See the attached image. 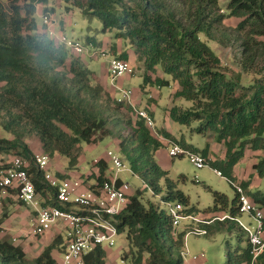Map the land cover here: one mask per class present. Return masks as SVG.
Instances as JSON below:
<instances>
[{
    "label": "trees",
    "instance_id": "obj_1",
    "mask_svg": "<svg viewBox=\"0 0 264 264\" xmlns=\"http://www.w3.org/2000/svg\"><path fill=\"white\" fill-rule=\"evenodd\" d=\"M49 1L0 0V127L13 137L0 138V154L33 162L35 154L27 139L36 137L45 154H58L68 159L70 169L77 168L82 143L96 145L112 135L111 124L122 126L128 119L132 134L127 139L120 135L119 147L133 173L146 182L154 196L162 195V204H181L184 213L195 215L190 198L178 190L156 160V153L166 144L131 106L114 99L94 80L81 56L70 51L75 56L70 58V52L48 36L45 26L38 25L35 17L39 6L43 8L41 17L55 13L54 8L48 9ZM63 1L79 9L84 18L98 19L103 33L129 43L146 68L143 90L145 86L169 87L171 81L178 85L174 98L194 105L187 110L174 105L170 118L184 126L200 122L197 133L210 131L217 143L226 147L223 160L210 162L224 177L235 181V167L245 159L248 149L264 152V0ZM229 18L240 20L237 27L225 24ZM201 35L224 47H232V42L240 44L242 72L237 77L230 78L223 71L220 58ZM87 42L96 45L93 39ZM110 53L129 61L130 54H120L116 43L110 46ZM250 72L259 79L244 83L243 74ZM124 109L133 112L134 121L123 114ZM158 136L184 145L163 129ZM188 147L210 158L209 144L203 150ZM109 164L107 157L99 159L88 178L100 185L109 177ZM254 168L264 178V158ZM32 173L38 191L47 188L44 172L34 169ZM240 184L253 203L264 209V192L250 193V182ZM213 195L211 213L230 215L234 220L221 221L223 216H216L200 227L207 229L209 236L222 233L225 224H231L229 234L238 227L237 244L228 246L225 264H251V245L237 222L242 216L239 196L236 193L230 202L226 195ZM142 197V190L132 194L118 217L119 233H127L136 250L131 251L130 264H185L182 249L187 232L175 235L167 210L151 201L144 203ZM1 233L0 228V264H60L53 256L60 237L37 258H31L22 246ZM106 258V251L97 249L85 256V264H106ZM256 264H264V252Z\"/></svg>",
    "mask_w": 264,
    "mask_h": 264
},
{
    "label": "rangeland",
    "instance_id": "obj_2",
    "mask_svg": "<svg viewBox=\"0 0 264 264\" xmlns=\"http://www.w3.org/2000/svg\"><path fill=\"white\" fill-rule=\"evenodd\" d=\"M225 2L226 1H222V4ZM47 6L48 9H55V13L53 16L56 20V30L60 31V29H62L63 33L69 40L78 41L84 45L88 43L87 41L89 38L96 41L95 47L99 55L96 57H92L89 53H86L82 56L84 63L88 66L89 69L93 71L94 80L98 83V80H102L104 81V83L106 82L107 87L105 89L112 95L114 99H118L119 101H122L123 103L132 107V105L124 99V96L120 92H118V90L115 88V85L116 87H122L130 90L131 96L135 94L141 97L142 102L138 107L140 109L145 108L146 102L149 100L151 94L153 93V90L151 89V91L150 89H147V93H141L140 87L143 84V76L146 75V68L144 63L138 61L137 56H135L133 48L129 45V43L123 42V46L126 51L131 52V58H129V61L135 68V74L133 76L121 78L116 82H112L108 66V60L110 59L111 55L106 58L102 56L100 52L103 50L109 51L110 46L113 43H115L116 41L122 43L121 40H115L113 34L103 33L102 24L98 19L89 20L87 18H84L79 9L72 8V6L66 4L63 0H50ZM68 7H70L71 10H68ZM42 14L43 8L42 6H39V14L35 17L39 26L42 25ZM239 22L240 20L237 18H229L225 21V24L228 27L235 28L237 27ZM201 38L220 58L223 66V71L227 73L230 78H235L237 77L239 72H242L239 60L241 59V50L240 44L238 42L237 44L232 42V47H224L219 42L208 39L205 35H201ZM68 52L70 51L68 50ZM121 53L122 52H120V54ZM69 55L70 58L75 57L71 54V52L69 53ZM116 57L119 58V55H116ZM159 75L163 77L161 70H159ZM167 78L171 80L170 76ZM256 79H259V76L255 75V73L253 72H250V74H243L244 83H249ZM173 86L176 87V89H174ZM177 89H179L178 85L175 82L171 81L169 87H163L162 90L158 91L160 94H162V98H158L159 106L158 108H156L155 113V121L157 127L152 130L154 135L157 136L160 129L164 128V126L166 128L168 124L172 126L169 128V130L172 131V133L176 137L174 138L177 139V141L183 142L184 145H181L179 143L178 144L183 146L185 149H188L189 145H193L197 149L203 150L209 144L211 148V157L209 158L210 161L212 162L214 159H224L226 155V147L222 143H217L212 132L207 131L203 134L197 133L198 128H200V122H193L191 126H184L172 120L173 123L169 124L167 122L164 124V119L170 118L168 116V112L170 110H167L169 106H171L172 108L175 105L180 107L181 110H187L189 108H192L194 105L193 103L188 102L184 99L174 98V94L176 93ZM123 114L134 121L136 115L135 113L134 115L133 112L124 109ZM127 121L128 119H126V124H123L122 126L111 124L110 130L112 132V135L105 137L96 145H89L87 143L81 144L82 155L81 159H79L80 162L78 161L79 166L78 169H76L74 175H90L92 172H94V164L99 159L105 158L107 152L109 151L113 152L114 154H122L123 158L126 161V170H123L118 177L124 182L131 185L132 193H135L137 190H142V199L144 203L151 201L156 205H160L168 212L166 205L161 203L162 195L154 196L151 190L146 188V182L130 171V164L120 150V135L123 138L127 139L132 134L131 129L133 126L127 124ZM0 138L12 139L13 137L12 135L2 130L0 127ZM27 141L28 143H30L33 149L36 148V145H39V140L36 137H29ZM172 147V145H169L168 147L162 148L161 152L158 154V156H156V160L163 169L169 172V178L177 184L178 190L182 191L186 196L190 198V205L197 210L196 213H194L195 216L201 219H209L206 218L205 215L213 211L212 209L214 207V192L226 195L229 198L230 202L235 199L236 190L230 183V179L218 176L215 172V168L211 165H207L203 169H197L191 163L190 158L187 155L184 157H170L169 150ZM9 156L10 155L8 154H0V166L4 164L5 161H7ZM261 158H264V152L262 151L253 152L250 151V149L246 151V168L243 173L247 174L250 171L249 175H251V172L253 171L249 179L251 178V180H254L256 184L264 179L258 175L257 171L254 168ZM60 161L65 166L68 165V160L66 158H62ZM242 163L243 161H241L238 165L241 166ZM109 166L110 169L108 174L110 176L112 174L113 167L112 164H109ZM260 190L264 192V181L262 189ZM29 209L33 211L32 208ZM214 216H223V214L220 213L217 215H213L212 217ZM240 219L246 225L251 224V226H255V222L247 214H243ZM189 225L192 228L199 226L195 223H190V221H184L180 229H182V231L185 230L186 232H188L189 229H187V227H189ZM228 225L231 224L229 223L223 225L222 233H218L214 236H209L210 234L207 236H197L194 234L187 235L185 240V247L182 249L183 252H188V256L185 258L186 261L192 262V264H225L227 261L228 246H236L237 234L238 231L240 232V229L238 227H235L233 233L229 234L230 232L228 230ZM40 238H34L36 240L35 242L39 243ZM115 242L116 246L112 249H109L110 252L106 258V264H130L132 259L131 251L134 252L136 250L135 247L132 246L127 239V233L118 235L115 239ZM30 251L32 252L28 254L29 257L32 258L33 256L37 255V253L33 250ZM174 254H178V252L175 251ZM194 257H196L197 259L194 260ZM60 258L61 256H58V260H60Z\"/></svg>",
    "mask_w": 264,
    "mask_h": 264
},
{
    "label": "built area",
    "instance_id": "obj_3",
    "mask_svg": "<svg viewBox=\"0 0 264 264\" xmlns=\"http://www.w3.org/2000/svg\"><path fill=\"white\" fill-rule=\"evenodd\" d=\"M42 23L48 36L74 55L81 57L86 53L92 57L99 55L96 47L91 44L84 45L81 42L69 40L65 34L57 31L56 20L53 16H42ZM100 54L106 58L111 55L108 66L112 82L135 74V68L131 62L112 55L110 50H103ZM115 88L124 96L125 100L131 105L133 104L129 90L116 87V85ZM134 111L137 117L145 120L151 130L155 129V122L147 111L135 107ZM159 138L173 146L169 150L170 157L187 155L197 169H203L210 165L209 158L191 152L178 144H173L165 138ZM106 157L112 164V174L100 185L96 180H90L89 175L84 178V176L70 173L51 171V157L47 154L35 155L33 162L22 156H9L5 161L7 166L1 165L0 197L2 199L13 198L33 209L36 217L28 232L30 237L40 238L51 231L63 234L65 249L61 264H85L86 255L97 249L106 251L116 246L115 239L120 235L118 217L123 213L129 202V197L134 193H132L131 185L118 177L123 170H126L123 157L111 151L107 152ZM34 169L44 172L47 188L41 191H38L33 180L32 171ZM130 171L133 173L132 170ZM215 172L218 176L223 177L220 171L215 170ZM230 183L239 196L240 212L249 215L255 222V226H251V224L246 225L237 219L240 227L246 232L251 245V255L253 256L251 264H256L264 252V209L253 203L240 182L230 181ZM146 188L151 190L147 184ZM165 205L168 214L172 217L175 235L179 233L184 221L210 224L197 216L184 213V206L181 204L165 203ZM219 219L221 221L234 220L230 215H224ZM187 229H189L187 235L206 236L208 234L204 228H192L189 225ZM183 256L186 258L188 252H183ZM196 259L194 257V260Z\"/></svg>",
    "mask_w": 264,
    "mask_h": 264
},
{
    "label": "crops",
    "instance_id": "obj_4",
    "mask_svg": "<svg viewBox=\"0 0 264 264\" xmlns=\"http://www.w3.org/2000/svg\"><path fill=\"white\" fill-rule=\"evenodd\" d=\"M60 30L62 31V29H60ZM115 43L118 46L119 52L126 51L124 49V46H123L124 43L123 42H122L123 44L122 43H119L118 41H116ZM120 44H121V46H120ZM126 52H128L131 55V52L130 51H126ZM98 81L105 88L107 87L106 82L104 83V81H102V80H98ZM142 85L140 87L141 88V93H147L148 92L147 89H150V90L152 89L153 91L152 90L151 91L153 93L151 94L149 100L146 102L145 108H143V109H140L138 107L139 104H141V102H142L141 101V97L138 96V95H135V94L132 95V97H133L132 98V103H133L132 104V107L134 106V107H136V109L147 111L150 114V116L155 121L156 108H158V106H159L158 105V101H159V99L162 98V94H160L158 91L159 90H162V88L161 87H158V86H156V87L145 86V89L143 90L142 89ZM174 89H176V87H174ZM155 103H157V104H155ZM134 107H133V110H134ZM167 110H171V106H169L167 108ZM168 116L170 117L169 112H168ZM167 122L169 124L170 123H173V121H172L171 118H165L164 119V124L167 123ZM155 124H156V121H155ZM156 127H157V124H156ZM170 127H172V126H170V125L167 124L166 128L164 126V128H161V129L167 131L173 137H175L174 134L172 133V131L169 130ZM38 144L39 145H36V148L35 149H33L32 146L30 145L33 153L35 155L45 154V152H44V150L42 148L41 143L39 142ZM160 152H161V149L156 153V156H158V154ZM210 157H211V154H210ZM62 158H64V157H62V156H60L58 154H56V155H54V156L51 157V164H50L51 171L58 172V173H63V174L70 173V174H73L74 175L75 172H76V169H78V166L79 165L77 166V168L70 169L69 168V163H68L67 166H65L64 164L61 163L60 160ZM215 160H217V159H214L213 161H215ZM245 160L246 159L242 160L243 163H242L241 166L238 165V166L235 167L234 175H233L234 176V179H235V181H239V182H246V183L247 182L248 183L250 182L249 192L250 193L251 192H256V189H257V191L260 190V189H262V185H263L264 179H262L258 184H256L254 182V180H251V178L249 179V177L252 175L253 171L251 172V175H249L250 174V171L247 174L246 173H243V171L246 168L245 167V164H246ZM217 161H221V160H217ZM82 176H84V175H82ZM86 176H84V178ZM0 204H1V210H0V228L2 229L1 237L10 238L13 242L15 241L14 243L16 245L22 246L26 250V252L28 254L30 252H32L30 250H33L34 252H36L37 255L33 256L32 258H37L44 251V249L46 247H48L49 245H51L57 237H60L59 238L60 241H59V243L57 245V248L53 251V256L57 260V262H59L61 264L62 254H63L64 249H65L64 248V242L65 241H64V237H63V234L62 233L60 234V233H57V231H51V232L47 233L45 236H43L42 238H40L39 239V243H36L35 242L36 240L28 235V232H29V230L31 228V225L33 224V221L35 220V217H36V214L34 213V211L30 210L29 207L23 205L22 203H20L19 201L15 200L13 198L2 199L0 197ZM217 214H220V213H208V214H206L205 217L206 218H209V219H205V221L206 220L208 221V220H210L212 218H215L216 216H214V217H212V216L213 215H217ZM180 231H182V230H180ZM207 235H209V234H207ZM39 248H41V249H39ZM37 249H39V250H37ZM109 252H110L109 250H106L107 256H108ZM58 256H61L60 260H58ZM185 264H192V262H187L186 259H185Z\"/></svg>",
    "mask_w": 264,
    "mask_h": 264
},
{
    "label": "clouds",
    "instance_id": "obj_5",
    "mask_svg": "<svg viewBox=\"0 0 264 264\" xmlns=\"http://www.w3.org/2000/svg\"><path fill=\"white\" fill-rule=\"evenodd\" d=\"M43 24V23H42ZM136 108V107H135ZM154 120V119H153ZM155 122V121H154ZM155 128H156V126H155ZM157 137H158V135H157ZM159 137H161V136H159ZM162 138H164V137H162ZM160 139V138H159ZM161 140V139H160ZM167 140V139H166ZM169 141V140H168ZM170 142V141H169ZM165 143V142H164ZM166 144V146L168 147L169 145L167 144V143H165ZM174 144H177V143H174ZM179 145V144H178ZM181 146V145H180ZM183 147V146H182ZM188 150V149H187ZM190 151V150H189ZM191 152H193V151H191ZM124 159V158H123ZM126 162V161H125ZM215 170H217V169H215ZM219 171V170H218ZM223 176V175H222ZM224 177V176H223ZM237 182V181H236ZM243 215V214H242ZM195 216V215H194ZM238 219H240V218H238ZM204 220V219H203ZM197 225H200V224H197ZM199 228H201L200 226H198ZM242 229V228H241ZM180 230H182V229H179V231ZM243 230V229H242ZM244 231V230H243ZM207 236V235H206ZM186 237H187V235H186ZM184 257V256H183ZM185 258V257H184Z\"/></svg>",
    "mask_w": 264,
    "mask_h": 264
}]
</instances>
